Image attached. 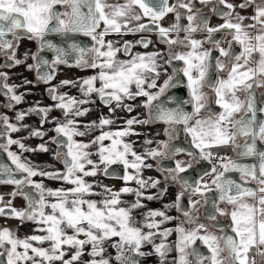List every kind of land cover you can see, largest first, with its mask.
<instances>
[{"label":"snow or ice","instance_id":"obj_1","mask_svg":"<svg viewBox=\"0 0 264 264\" xmlns=\"http://www.w3.org/2000/svg\"><path fill=\"white\" fill-rule=\"evenodd\" d=\"M212 0H199L202 5L211 3ZM221 8H213L211 11L224 19V23L218 26H209L208 19L200 15V9L195 8L193 0H177L176 4H169V0H125L124 3L108 4L106 0H0V53H3L12 64H20L16 58V43L23 38L35 40L39 45V51L45 49L53 52L54 58L50 62L39 55H34L33 60L37 61V78L48 83L55 70L54 66L67 64V57L75 54L77 66L99 69L96 75L83 79L79 84V90L83 98H76L59 93L56 87L49 89V94L55 107L62 110L64 120L53 121L56 126L52 129L57 135L52 138L51 143L57 144L55 158L63 157L62 163L65 171L47 172L38 170L35 165L22 158L16 152L10 150L12 145L18 146L21 152L49 151L45 144L39 145L38 149L26 147L18 139H12L11 133L18 132L24 125L18 126L9 121L7 116H0V150L7 154L8 160L13 167L7 163H0V185H13L15 190L11 196H23L27 201V208L16 209L12 207L11 200L6 205L0 206V216L15 218L24 222L31 221L39 225L35 231L40 235H31L20 239L8 228L0 229V264H111L112 257L105 256V243L111 241L113 237L118 240L112 243L116 250L114 257L116 264H139L135 257H143L151 253H145L141 249L145 245H152V250L160 258V264H167L166 257L171 251V246L167 243V237L173 231L178 234L175 243V250L178 253L173 264H189L187 259L189 253L186 251L192 248L191 255L196 258L197 264H203L205 260L209 264H222L219 258L220 253L227 250L228 264H246L247 253L254 246H264V149L258 147L257 141L264 143V119L258 118V113H264V108H258L254 94L251 91L253 86L264 87V80H256L259 73L264 75V0L254 9V15L245 17L235 11L237 5L228 3L227 0H217ZM255 3V0H243L238 7L248 8ZM66 6V11L59 12L56 5ZM87 8V12L82 9ZM138 9V11H137ZM179 9L186 11L187 26H183ZM168 13H175L176 22L169 27H163L159 23ZM147 18L148 24L140 23ZM251 19L253 24L245 25L244 20ZM103 22V28L97 29ZM135 22V23H134ZM154 26V27H153ZM257 28L258 34L252 36L247 29ZM157 31L160 43L167 44L168 60L165 61L172 66V75L168 76L159 86L158 91L150 92L145 89L157 87V80L161 77L160 69L163 65L160 60L163 54L160 52L133 53L131 50L136 45L148 48L152 41L141 36L135 42L124 41L122 48L116 47L115 43L105 40L111 33L118 35H135L140 32ZM207 32L206 40L193 38L192 33L196 31ZM221 30H228L227 34L232 36V40L241 46L239 54L231 51V41L229 49L220 46V41L214 38V34ZM176 33V39L170 38V33ZM183 32V39L179 34ZM59 35L65 40L74 38L77 34H83L91 38L94 42L91 48L81 47L75 42L67 43V48L59 47L46 37ZM254 41V43H253ZM205 43H211L219 51L220 56L230 57L234 63L228 71L226 79L217 78L213 81L211 73L223 71L225 63L220 59H215L210 50L202 49ZM180 44L190 48L187 52H174L172 46ZM129 56V59H117V53ZM91 52L89 60L87 54ZM259 53L257 68H248L250 58L253 53ZM215 59L214 68L212 60ZM173 60L183 61L184 67L177 68L172 65ZM12 64L4 66L11 67ZM41 66L49 70L43 74L39 71ZM243 69V70H242ZM31 70V69H30ZM179 73L187 80L186 87L190 96V101H173L176 107L167 108L160 103V97L165 95L170 88L180 85V80L176 77ZM0 78L7 80L5 74L0 73ZM97 82L99 86H97ZM77 84L71 81H62L61 87ZM135 85V91L131 86ZM4 93L9 98L8 106L11 102L19 104L22 101L20 95L15 94L14 86H9L6 82L0 85ZM209 89L214 93V103L221 109L215 113L209 107L213 100L203 89ZM244 92L243 100L237 95ZM10 94V95H9ZM98 96L100 102L109 108L110 113H114L116 108H122L128 112L132 111L131 105L125 104V100H134L138 96L146 97L143 107L149 109L150 120L162 121L167 125H183V131L191 136V148L197 149L193 152L182 147L171 148V156L186 153L191 160L185 166L184 161H175V167L162 168L157 162V169L167 172L171 180L180 184L184 190L176 198L173 205H165V208L176 207L182 211L185 217H189V222H194L189 211L181 208L180 200L184 192H189L188 204L196 209L200 200L193 201L191 196L198 195L204 199V203L209 206L207 219L216 221L217 215H228V213L218 207L217 201L206 195L212 192V185L218 193V200L237 207L230 213L231 231L235 234L217 237L207 232L204 224L198 225L190 231L183 227L160 230V225L170 221L171 217L165 212L149 210L144 213L142 223L136 221L132 216V211L143 208L141 199L153 200L154 196H145L143 189L156 187L158 180L143 179L141 170L143 167L151 168V164H145L146 157L169 158L170 145L159 142L157 148L146 150L142 156L137 154L130 143L124 142L123 137L132 132L134 124H147L149 120H138L130 118L126 121L127 128L122 131H102L92 144H99V162L93 160L94 155L88 151L91 147L88 143H80L74 137H83L87 132L96 127L101 129L106 125H111L114 121L111 118L101 116L99 124L92 123L84 125V131L79 130L76 117L85 115L89 109L80 106L90 103L91 96ZM181 103H191L192 112H185ZM205 115H201V110ZM49 108H33L30 112L42 115L43 123L49 122ZM25 113L17 112L16 120L22 121ZM238 116V118H237ZM190 121L194 123L190 124ZM171 128L165 129V134L171 138ZM46 135L45 132L33 129L30 136L37 138ZM59 136L66 137V142L57 139ZM243 137L244 143L237 144V138ZM27 138V137H26ZM110 140L108 146L103 141ZM145 144H151V140H145ZM230 145L239 148L238 156L256 157V164L241 163L226 157H216L219 160L223 171H217L213 167L211 172L204 170L200 172L195 169L201 161L212 162L214 147ZM66 148L65 151L61 149ZM129 156L132 159H129ZM225 160L227 162H225ZM122 165L124 175L120 177L125 182L135 181L136 189L123 187L118 191H113L105 185L89 183L86 177H96L101 172L108 176V168L111 165ZM100 165L104 167L101 168ZM87 166H91L89 169ZM134 170V174L128 172ZM188 169H193L200 179H193L181 176ZM227 172H238L241 180L245 183L236 182L233 179L225 178ZM215 174L211 185L202 184L203 176ZM47 177L52 180H62L71 187L51 189L46 188L42 183H36L32 178L36 176ZM255 181L258 185L256 189L246 186L248 179ZM25 186H30L36 190V199L30 191H24ZM100 187L101 192L93 189ZM257 192L260 195L257 197ZM121 194H134L136 200L125 207L121 201ZM101 196L100 200L91 199L92 196ZM244 197H251L257 201L255 205H250L244 201ZM51 198V199H50ZM0 197V202H2ZM50 209V211H46ZM198 210V209H197ZM243 210V211H241ZM161 218L157 220L155 218ZM147 229V231H145ZM157 231H153V230ZM201 230L205 234L201 235ZM223 231V229H220ZM159 237L160 243L155 239ZM224 241V248L220 247L219 241ZM197 241H201L211 253L204 256L198 248L192 247ZM35 242V243H33ZM47 243L48 247H43ZM90 247L87 255L91 257L88 261L81 258L85 254V248ZM22 249V250H21ZM65 257H68L67 259ZM6 258V260H5Z\"/></svg>","mask_w":264,"mask_h":264},{"label":"flooded vegetation","instance_id":"obj_2","mask_svg":"<svg viewBox=\"0 0 264 264\" xmlns=\"http://www.w3.org/2000/svg\"><path fill=\"white\" fill-rule=\"evenodd\" d=\"M106 2L108 4H118V3H124L125 0H106ZM227 2L234 4V5H237L235 11L238 12L240 15L245 16V17H251L255 14L254 13L255 7L257 5H260L262 3V0H255V3L252 6H250L248 8H244V9H241L240 7H238L241 3H243V0H227ZM176 3H177V0H169L170 5L176 4ZM193 3L195 5V8L200 9L199 14L207 17L209 26L215 27V26H218V25H221L224 23V19H222L220 16L216 15L215 13H213L211 11V9H213V8L223 9L224 6L219 5L217 3V0H212V2L207 4V5L200 4L199 0H193ZM55 7L59 12H64L67 10L66 6H64V5L58 4ZM82 11L86 13L87 8H83ZM137 11H138V9H137ZM179 11L181 14L180 23L183 26H187L188 21L185 18L186 11L184 9H179ZM175 22H176L175 13H168L167 15H165V17L161 21H159V23L163 27H169L171 24H174ZM140 23L148 24L149 21L147 20V18H145L142 21H140ZM253 23H254V21L251 19H245L244 20L245 25H249V24H253ZM102 28H103V22H101L100 27L97 29V31L102 30ZM247 31L253 37L258 34L257 28H249V29H247ZM227 32H228V30H221L220 32H217L214 34V38L216 40H219L220 46L226 50L229 49V42L231 41V51L234 52L235 54H239L241 51V46L238 43H236L235 41H233L232 36L228 35ZM169 35H170V38L176 39V36H177L176 33L173 32V33H170ZM184 35H185V33H183V32H181L179 34L181 39H183ZM207 35H208L207 32L199 31V30L192 33L193 38H195L197 40H206ZM141 36L151 40L152 44H150L148 48H144L140 45H136L131 50L133 53H136V52L145 53V52H157L158 51V52L163 54V58L160 60V63L163 65V67L160 69L161 77L159 80H157V87L152 88V89H147V87L145 85V89L147 91L154 93V92L158 91V88H159V86H161L163 84V81L165 79H167L168 76L172 75V71H173L172 66H169L167 63H165V61L168 60V58H169V56H168L169 46L167 44L160 43V39H159V36L157 35V31L154 30L152 32H140V33H136L135 35L129 34V35H123V36L118 35L116 33H111L105 37V40L106 41L107 40L113 41L115 43L116 47L122 48V44L124 41L135 42L136 40L140 39ZM46 39L50 40L52 43L56 44L57 46L64 47V48H67V43H69V42H75L84 48H91L93 46V43H94L90 37L85 36L83 34H77L74 38H69L68 40H65L64 38H62L59 35L53 34V35L46 37ZM14 43L17 44V46L15 48L16 58L19 59L21 61V63L20 64H12V61L8 60L7 57L3 53H0V73L5 74L7 76L6 81H4L2 78H0V85H2L3 83L6 82L9 86H13L12 80H13L14 73H12V70L16 69V70H21L24 72H27V71L31 72L32 75H31L30 85L32 84L34 86H38L40 84L43 86H48L47 92L49 93L50 88L56 87V85H52L55 81H62L66 77H71L73 81H76V78H75V76L77 75L76 73L85 74L87 76L86 78H89L92 75L87 74V73H91L92 70H95L92 68L77 66L76 62H75V54L73 53L67 57V60H68L67 64H59V65L54 66L55 70L52 73L53 78L48 83L42 82L41 80H39L37 78V69L35 68V64L37 63V61L33 60L32 57L34 55L38 54L39 57H41L45 60H48L50 62V66H51V61L54 58L55 54L48 49H45L44 51H39V45L37 44V42L34 39L29 40L27 38H23V39L19 40L18 42H14ZM28 43H30V45H31L29 48H27V46H26ZM253 43H254V41H253ZM27 49L29 50V53H28V55H25V52ZM204 49L210 50L212 53V56L215 59L222 60L226 65V67L223 71H215V70L212 71L211 76H212L213 81L217 78L226 79L227 75H228V71L231 69V66L234 63V61L230 57L220 56L219 51L211 43H205L202 46L201 50H204ZM189 50H190V48L185 47L184 45H180V44H176V45L172 46V51H174V52H187ZM91 55H92L91 52H89L87 54V57L89 60L91 59ZM117 58L122 59V60H127V59H129V56L125 55L123 53V51H120L117 53ZM215 59H213L211 62L213 65V68H214V64H215ZM258 61H259V53L254 52L252 58H250V60H249L247 67L252 68V69H256ZM6 64H12V66L6 67V66H4ZM172 65L177 67V68L184 67L183 61H178V60H173ZM48 70L49 69L47 67L41 66L39 71L41 72V74H43L45 71H48ZM21 74H22V72H19L17 74V76H20ZM86 78H84V79H86ZM176 78L180 80V82H181L180 85L175 87V88L168 89L166 91L165 95L161 96L160 100L155 101L154 103H160L164 107H167V108H174V107H176V103L175 102H169V98H173V101H181V102L182 101H190V96L188 93V89L186 87L187 80L183 76V73H179ZM255 79L256 80H264V75H260L258 73L256 75ZM50 84H51V86L49 87ZM14 89H15V94L18 95L15 87H14ZM132 90L135 91V85L134 84H133ZM61 91H62L61 89H58L59 93H62ZM203 91L206 92L209 95V97H211L213 100V103H211L209 105V107L212 109L213 112L219 113L221 111V109L214 103V99H215L214 93L211 92V90H209L207 88L203 89ZM251 91L254 94V98H255L257 107L258 108H264V87H257L254 85L253 88L251 89ZM66 94H67V92H66ZM72 94L74 97L76 95V92H74ZM237 95L240 97L241 100H243L245 98L244 92H238ZM20 96L22 97V101L19 104L15 103V101H12L11 107H9L8 106L9 98H8V96L5 95L4 90L2 88H0V116H7L11 123L17 124L18 126L24 125V126H26V128L30 129V131H32L33 129H36V130L43 131L47 134L46 126H48V122L43 123V126L41 127L43 114H37L35 112H31L28 115V113L25 112V116H24V119L22 121L16 120V113L21 112V111H17V107L22 106L26 101L25 97L23 95H20ZM78 96H80V97L82 96V93L80 92V90L78 91ZM145 100H146V97L138 96L134 100H130V99L125 100V104L131 105L132 110L134 109V107H136V104H139L142 107L143 111L146 113V117L150 122H153L155 124L156 123L163 124L165 129L171 128V129H173L172 131H174L176 134L175 138L173 137V139L169 138V136L167 134H164L165 139H166L165 143H168L170 145V149L168 150L169 151V158L168 159H164L161 157H156V158L151 157V160L154 162L153 170L157 175L156 180H158L160 183L156 187H148V189H149L148 192H150V195L156 197V199L149 200V203H147L146 208H145V212H148L149 210H157L158 209L157 207H159L162 204V202L165 200L166 196H168L169 194H171V197L174 196L175 193L178 196L184 190L180 187L179 183L171 180L170 178H166V177H168L167 172H161L157 169V162L158 161H159L160 167H162V168L175 167V161L176 160H175L174 156H171L170 150H171L174 142L178 140V136L180 133V125L170 126V125L165 124L162 121L150 120L149 109L142 106ZM181 107L183 108V110L185 112H188V111H189V113L192 112L191 103H188V104L181 103ZM201 113L203 115L206 114L203 109L201 110ZM237 118H238V116H237ZM258 118L264 119V113H258ZM47 119L49 121L48 117H47ZM56 120L63 121L64 120V114L60 115ZM56 120H54V121H56ZM55 126H56V124L52 120L51 126L48 129V132H49L48 136L44 135L43 137H40V138L30 136V139H32V142L35 144L36 148H38L39 145H41V144H45L48 147L49 152L48 151L47 152L50 153V165L52 166L51 172H63V171H65L63 163L61 162L63 157L55 158L54 154L57 151L58 146L55 143H51L52 138L57 135L54 131H52V129ZM183 127L184 126L181 125V130H182V134H183L182 148L198 153L197 149L191 148V136L185 135V133L183 131ZM0 131H2V126H0ZM17 133L18 132L11 133L10 134L11 138L12 139L20 138L19 133L18 134ZM57 139L66 142V137H64V136H59V137H57ZM0 142H4V139H0ZM243 143H244V138L238 137L237 138V144H243ZM257 143H258L259 148L264 149V143H261L259 140L257 141ZM14 146H16V145L11 146V148H10L11 151H13ZM66 150H67L66 148L61 149V151H65V152H66ZM211 151L213 153V156L226 157V158H230L232 160H238L239 162L246 163V164H256L257 163L256 157L240 158L238 156V152L240 151V149L234 148L233 146H230V145L214 147L211 149ZM21 153H22V155H25L28 152H21ZM40 153L41 152H35L34 154L37 155ZM180 154L187 155L186 153H180ZM187 157H188V161L185 163V166L191 160V157H189L188 155H187ZM225 162H227V161L225 160ZM0 163H7L9 166L13 167V169L15 167L14 165H11V162L7 158V154L5 152H3V150H0ZM194 167H195V169L199 170L200 172H203L204 170H208L209 172H211V169L213 168V166L208 161H201L198 165H195ZM219 171L222 172L223 168L221 167ZM108 173H109V175L105 176L104 173L102 172V178L105 179L106 181L125 182L123 179L120 178L124 175V168L122 165L117 164V165L109 166ZM180 175L185 177V178H188L190 180V182L193 179H200V177L196 174V171H194L193 169H188L187 172L181 173ZM214 176H215L214 173L210 174V175L203 176L201 183L202 184L206 183V184L211 185V181L214 178ZM225 178L233 179L236 182H239L242 184L245 183L244 181L241 180L240 174L238 172H227V173H225ZM32 179L36 183H42L45 187H46V185H45L46 182H48L49 184L50 183H61V182H63L62 180H52V179H48L47 177L43 178L45 180L44 182H40L39 176L33 177ZM4 186H12L13 189L15 190V186H13V185H0V188L1 187L4 188ZM246 186L251 187L253 189H256L258 187L257 183L255 181L251 180L250 178L248 179ZM111 187H113V185H111ZM212 188H213V191L206 193V195L209 196L210 198L216 199L218 207L220 209L225 210L228 213V215H223V216L217 215L216 221L208 220L206 217H207V212L209 210V206L204 203V199L202 197H200L198 195H194V196H191V199L193 201L200 200V203L196 205V209L191 208L188 204L189 192H184V195L181 197V200H180V206L182 209L189 211L191 217L195 218L194 222L201 219L199 221L206 223V225H207L206 230L208 229V227H210L211 229L215 230L218 233L219 237H222L226 234L235 236V234L232 233V231H231L232 221H231L230 213L237 206L232 205V204H228L224 201L218 200V193L215 191V185H212ZM134 189H136V188H134ZM112 190L116 191V189H114V188H112ZM24 191H30L36 199H39L38 195H36V190L31 189L30 186H25ZM0 192H1V189H0ZM127 195L135 196L134 194H127ZM259 195H260V193L257 192V197ZM17 197L21 198L23 200V205H24L23 209L27 208V201L23 198V196L17 195ZM160 199H162V200H160ZM156 200H159V201H156ZM244 201L250 205H255L257 203V201L251 197H244ZM241 211H243V210H241ZM2 217L9 218L7 216H2ZM179 217L182 219V221L184 220V222L188 225L194 223V222H189V217H185L183 212L180 210H178V214H177L176 218H179ZM155 219L160 220L161 218L157 217ZM25 223H34V222L27 221V220H25L24 222H20L19 225L15 228L13 233H15L16 229L21 224H25ZM163 229H164L163 225L161 224L160 230H163ZM220 229H223V231H221ZM153 231H157V230L154 229ZM202 231H204V230H202ZM175 236H176V233H175V231H173L172 234L167 237V243L171 246V251L168 253V255L166 257L167 262L173 257L175 259H177V257H178V253L175 250V243H174ZM155 242L157 244H159L160 238L157 237L155 239ZM220 243H221V248H224V241L220 240ZM196 245H198L199 247ZM195 246L199 249V251L204 256L207 257V256L211 255V253L208 251V248L202 242L197 241L196 244L193 245L192 247H195ZM147 250H148L147 253H151L150 255H146L143 257H135L139 261V264H144L148 260L154 261L155 264H160V258L157 254H155L153 252L152 245H147ZM0 251H2V250H0ZM113 251H114V257H115V255H116L115 248H113ZM141 251H142V249H141ZM186 251L191 256L192 263L197 264L196 258L191 255L192 248L190 247ZM227 256H228L227 250H224L223 251L224 264H228ZM89 259H91V257H89ZM5 260H6V258H5ZM203 264H209V261L205 260L203 262ZM246 264H264V246L252 247L249 250V252L247 253Z\"/></svg>","mask_w":264,"mask_h":264},{"label":"crops","instance_id":"obj_3","mask_svg":"<svg viewBox=\"0 0 264 264\" xmlns=\"http://www.w3.org/2000/svg\"><path fill=\"white\" fill-rule=\"evenodd\" d=\"M27 48H29L31 45L30 43H28ZM29 50L27 49L25 52V55H28ZM117 58V57H116ZM118 59V58H117ZM99 69H95L92 70L91 73H87V74H91L96 75L98 73ZM19 72H22V74L20 76H17V74ZM77 72V71H76ZM12 73H14L13 76V86L16 88V91L18 93V95H23L25 97V103L20 106L17 107V111H21L22 113L27 112L28 115L31 113L29 110L33 109V108H49L52 109L49 113H48V118H49V122H48V126H46V130H47V134L46 136L49 135L48 129L51 126L52 120H56L60 115L63 114L62 110L57 109L55 107L56 105V101H53V99L51 98L50 94L47 92V88L48 86H43V85H38V86H34V85H30L31 83V72H24L21 70H12ZM75 76L76 81H73L71 77H66L64 80L62 81H71L75 84H77V86L73 87L71 84L67 85V86H63L61 87V82L62 81H55L52 85H56L57 89H61L63 94H66L67 92V96H72L74 92H76V95L74 97L76 98H83L82 96H78V91H79V84L81 82L82 79L86 78L87 76L85 74H78ZM17 76V77H16ZM51 86V84L49 85V87ZM97 86H99L98 82H97ZM131 88H133V85L131 86ZM91 102L84 104L80 107L85 108V109H89V111L80 117H76V121L78 123L79 126V130L80 131H84L85 128L83 127L84 125H91L92 123H96L97 125L99 124V119L101 116L104 117H108L111 118L114 123L111 125H106L104 126L102 129L100 127H96L94 129H91L87 132V134L83 137L80 136H76L74 137V140H76L77 142L80 143H88L91 145V147L89 149H87L88 151H91L92 153H94V155L91 157L93 160L99 162V157L98 155H95V153L98 152L99 149V144H92V141L99 135H101L102 131H111V132H116V131H122L124 129L127 128V124L126 121L130 118H136L138 120H148L146 117V113L143 111L142 107L139 104H136V107H134V109L131 112H127L126 110L122 109V108H116L114 113H110L109 112V108L105 107L104 104H102L98 98L97 95L93 94L90 98ZM61 112V113H60ZM132 132L137 133V134H130L128 136H125L122 138V140L124 142L130 143L132 145L133 150L140 155H144L146 150L148 149H152V148H157L158 143L159 142H166L165 139V127L163 124H158V123H153L150 122L147 124H134L132 126ZM173 130V129H172ZM20 138H18V140H21L26 147L29 148H34V149H38L35 147V144L32 142V139H30V129L26 128V127H22L20 131H18ZM17 133V134H18ZM169 136V135H168ZM176 134L174 131H171V139H173V137L175 138ZM27 137V138H26ZM170 138V136H169ZM145 140H151L152 143L151 144H145L144 141ZM111 141L110 140H105L103 141V144L105 146L110 145ZM13 152L18 153L19 155L22 156L23 159L29 161L32 165H35L37 167L38 170H43V171H47V172H51L52 171V166L50 165V153L48 152H42V151H33V152H28L25 155H22V153L20 152L19 148L17 146H14L13 148ZM35 152H41L40 154H34ZM129 159H132L131 156H129ZM145 164H151L152 167L151 168H147V167H143L141 170V175L143 177V179L145 180H149V178H151L152 180H156L157 179V175L154 172L153 168H154V162L151 160V157H146L145 158ZM89 169L91 168V166H87ZM101 168H103V165H100ZM128 172L130 174H134V170L133 169H129ZM39 176V175H38ZM40 177V182H44L45 180L43 179L44 177L39 176ZM89 183H98V184H102L107 186L108 188L112 189H116V191H118L119 189L123 188V187H129V188H137L138 186L135 185V181H128V182H116V181H106L105 179L102 178V172L96 176V177H86L85 178ZM46 188H51V189H58V188H68L71 187L70 185H67L66 183H45ZM111 185H113V187H111ZM148 188L147 189H143V193L145 196H149L150 192H148ZM93 191L95 192H101L103 191L102 188L100 187H95L93 189ZM91 199H95V200H100L101 196L97 195V196H92L90 197ZM171 198V194H169L168 196H166V199H170ZM51 199V198H50ZM121 201H123V205L122 206H129L132 202H134L136 200L135 196L132 195H127V194H121L120 196ZM141 203L144 205L143 208H137L134 209L132 211V216L136 219V221L139 223H142L144 220V213L145 212V208L147 203H149V200L146 199H141ZM170 205H172V203L170 202ZM46 211H50V209H46ZM165 212V211H164ZM165 214L169 217H171L170 221H166L164 222L163 228L164 229H171L172 224L174 223V216H176L175 211L173 209V207H170L168 209L167 212H165ZM39 227V225H37L36 223H25V224H21L15 231V234L18 238L20 239H24L28 236L31 235H40L42 233H39L37 231H35V229H37ZM145 231H147V229H145ZM118 240L117 237H113L111 241H108L105 243V256H109L112 257L113 259L111 260V264H116V261L114 259V251H113V247L111 246L112 243H115ZM35 243V242H33ZM43 247H48L49 245L47 243H45L44 245H42ZM22 250V249H21ZM90 250V247H86L85 248V254L84 256L81 258L83 261H88L90 260L87 252ZM142 251L147 253V245H145L142 248ZM66 259L68 257H65ZM176 259L173 257L171 258L167 264H173V262ZM56 264H59V262H56ZM144 264H155L154 261H146Z\"/></svg>","mask_w":264,"mask_h":264},{"label":"rangeland","instance_id":"obj_4","mask_svg":"<svg viewBox=\"0 0 264 264\" xmlns=\"http://www.w3.org/2000/svg\"><path fill=\"white\" fill-rule=\"evenodd\" d=\"M201 115H203V114L201 113ZM189 123L192 124V123H194V121H190ZM174 158H175L176 161L180 160V161H184L185 163L188 161V157L185 154H178V155L174 156ZM0 189H1L0 197L3 198L2 202H0V206L6 205L8 203V201L11 200L13 208L23 209V206H24L23 205V200L21 198H18L17 196L15 198H13L11 196V193L14 191L12 186H4V188L1 187ZM176 198H177V194L175 193V195L172 196L170 199L164 200L162 202V204L159 207H157L158 208L157 210L158 211L167 212L169 208H165V205H170V202L172 203V205L175 204L176 203ZM160 200H162V199H160ZM156 201H159V200H156ZM173 209L175 211L176 216H174V223L172 224L171 229L174 230L177 227H183L186 231H190L193 228L198 227V225H200V224H204L205 226H207L206 223H203L202 221H199L201 219H199L198 221H195L194 223L188 225V224H186L184 222V220L182 221V219L180 217L176 218L177 214H178V210H177L176 207H173ZM20 222H21V220H19V219L4 218V217L0 216V229L8 228L12 232H14L15 228L19 225ZM207 232H210V233L216 235L217 237H219L218 233L215 230L211 229L210 227H208ZM200 234L203 235V234H205V232L201 230ZM177 238H178V234L176 233V236H175V239H174V243H176ZM219 244H220V247H221L220 241H219ZM219 258L222 260V264H224L223 251L220 253V257ZM187 259L189 261V264H193L190 255H188Z\"/></svg>","mask_w":264,"mask_h":264},{"label":"water","instance_id":"obj_5","mask_svg":"<svg viewBox=\"0 0 264 264\" xmlns=\"http://www.w3.org/2000/svg\"><path fill=\"white\" fill-rule=\"evenodd\" d=\"M189 112V111H188ZM158 121V120H157ZM182 140H183V134H182V130H181V125H180V133H179V136H178V140L174 142L172 148L174 147H182ZM198 246V245H196ZM195 246V247H196ZM199 247V246H198ZM197 248V247H196Z\"/></svg>","mask_w":264,"mask_h":264},{"label":"built area","instance_id":"obj_6","mask_svg":"<svg viewBox=\"0 0 264 264\" xmlns=\"http://www.w3.org/2000/svg\"><path fill=\"white\" fill-rule=\"evenodd\" d=\"M216 157H219V156H213V160H212V162L210 163L213 167L215 166V167H217V171H219L220 170V161L219 160H217L216 159Z\"/></svg>","mask_w":264,"mask_h":264}]
</instances>
